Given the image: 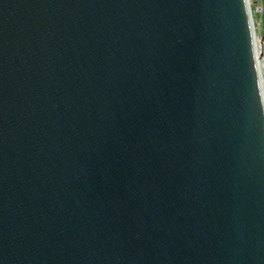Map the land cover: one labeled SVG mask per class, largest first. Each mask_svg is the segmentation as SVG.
<instances>
[{"label": "water", "instance_id": "1", "mask_svg": "<svg viewBox=\"0 0 264 264\" xmlns=\"http://www.w3.org/2000/svg\"><path fill=\"white\" fill-rule=\"evenodd\" d=\"M247 0H0V264H264V91Z\"/></svg>", "mask_w": 264, "mask_h": 264}, {"label": "rangeland", "instance_id": "2", "mask_svg": "<svg viewBox=\"0 0 264 264\" xmlns=\"http://www.w3.org/2000/svg\"><path fill=\"white\" fill-rule=\"evenodd\" d=\"M251 4H250V8L252 9L253 12V18H254V27H255V33L257 34V36H259L261 38L262 41V53H263V57H264V21L263 23L261 22V15L256 14V7H259V5L264 6V0H259L260 4L258 5L257 3L254 4V1H258V0H250ZM262 3V4H261ZM264 18V16H263ZM263 79H264V72H263Z\"/></svg>", "mask_w": 264, "mask_h": 264}, {"label": "bare ground", "instance_id": "3", "mask_svg": "<svg viewBox=\"0 0 264 264\" xmlns=\"http://www.w3.org/2000/svg\"><path fill=\"white\" fill-rule=\"evenodd\" d=\"M249 6H250V0H247ZM251 17H252V23L254 22L253 20V13H252V9H251ZM254 33V32H253ZM253 40H254V49H255V54H256V57L258 58L257 60V64H258V68L261 72V75L263 74L264 72V57H263V53H262V41L260 39L259 36H257L256 33H254V37H253ZM263 77V75H262ZM262 89L264 91V79L262 81Z\"/></svg>", "mask_w": 264, "mask_h": 264}, {"label": "built area", "instance_id": "4", "mask_svg": "<svg viewBox=\"0 0 264 264\" xmlns=\"http://www.w3.org/2000/svg\"><path fill=\"white\" fill-rule=\"evenodd\" d=\"M258 12L261 13V8H258Z\"/></svg>", "mask_w": 264, "mask_h": 264}]
</instances>
